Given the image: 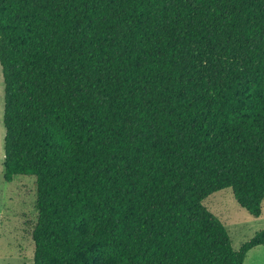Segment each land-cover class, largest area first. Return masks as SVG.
I'll use <instances>...</instances> for the list:
<instances>
[{"label": "trees", "instance_id": "16d2710c", "mask_svg": "<svg viewBox=\"0 0 264 264\" xmlns=\"http://www.w3.org/2000/svg\"><path fill=\"white\" fill-rule=\"evenodd\" d=\"M4 178L34 264H245L204 203L264 200V0H0Z\"/></svg>", "mask_w": 264, "mask_h": 264}, {"label": "rangeland", "instance_id": "374dc122", "mask_svg": "<svg viewBox=\"0 0 264 264\" xmlns=\"http://www.w3.org/2000/svg\"><path fill=\"white\" fill-rule=\"evenodd\" d=\"M4 83L0 64V264H34L35 244L32 230L37 220L35 176L4 178L3 122ZM205 205L226 225L235 249L264 228V200L259 216L252 215L235 199L232 188L210 195ZM245 264H264V245L249 251Z\"/></svg>", "mask_w": 264, "mask_h": 264}, {"label": "crops", "instance_id": "0c3cea01", "mask_svg": "<svg viewBox=\"0 0 264 264\" xmlns=\"http://www.w3.org/2000/svg\"><path fill=\"white\" fill-rule=\"evenodd\" d=\"M3 83H4V81H3ZM259 246H263V245H259ZM257 247H258V246H257ZM254 248H255V247H254ZM248 253H249V252H248ZM248 253H247V254H248ZM245 258H246V257H245Z\"/></svg>", "mask_w": 264, "mask_h": 264}]
</instances>
